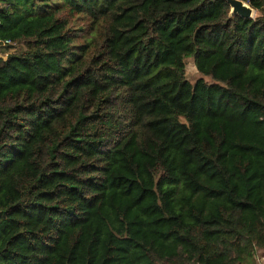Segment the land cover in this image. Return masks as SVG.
Segmentation results:
<instances>
[{"label":"trees","instance_id":"obj_1","mask_svg":"<svg viewBox=\"0 0 264 264\" xmlns=\"http://www.w3.org/2000/svg\"><path fill=\"white\" fill-rule=\"evenodd\" d=\"M241 1L253 19L225 0H0L18 45L0 58V264L255 263L264 0Z\"/></svg>","mask_w":264,"mask_h":264},{"label":"rangeland","instance_id":"obj_2","mask_svg":"<svg viewBox=\"0 0 264 264\" xmlns=\"http://www.w3.org/2000/svg\"><path fill=\"white\" fill-rule=\"evenodd\" d=\"M255 17V15H254ZM18 50V45H15L11 48H7V49H0V52L2 54H7V56L12 55L14 53H16ZM185 77L187 79V81L191 84H194L196 80H198L200 78V75L197 73L195 66L193 64V61L191 59H187L185 61ZM207 83H210V80L205 79ZM259 256H264V253H259L256 257Z\"/></svg>","mask_w":264,"mask_h":264},{"label":"water","instance_id":"obj_3","mask_svg":"<svg viewBox=\"0 0 264 264\" xmlns=\"http://www.w3.org/2000/svg\"><path fill=\"white\" fill-rule=\"evenodd\" d=\"M230 7V15H237L243 19H253L255 11L241 0H225Z\"/></svg>","mask_w":264,"mask_h":264},{"label":"built area","instance_id":"obj_4","mask_svg":"<svg viewBox=\"0 0 264 264\" xmlns=\"http://www.w3.org/2000/svg\"><path fill=\"white\" fill-rule=\"evenodd\" d=\"M17 45L16 43H13L12 41L10 40H3V41H0V49H7V48H11L13 46ZM8 56L7 54H2L0 52V58L1 59H6ZM256 261V264H264V257H258L255 259Z\"/></svg>","mask_w":264,"mask_h":264},{"label":"crops","instance_id":"obj_5","mask_svg":"<svg viewBox=\"0 0 264 264\" xmlns=\"http://www.w3.org/2000/svg\"><path fill=\"white\" fill-rule=\"evenodd\" d=\"M260 257V256H259ZM261 257H264V256H261ZM256 258H258V257H256ZM254 264H256V261H255V263Z\"/></svg>","mask_w":264,"mask_h":264}]
</instances>
